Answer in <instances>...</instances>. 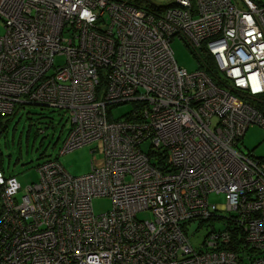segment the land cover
<instances>
[{
  "label": "built area",
  "instance_id": "built-area-1",
  "mask_svg": "<svg viewBox=\"0 0 264 264\" xmlns=\"http://www.w3.org/2000/svg\"><path fill=\"white\" fill-rule=\"evenodd\" d=\"M176 36L193 71L175 62ZM262 93V0H175L164 11L0 0V116L21 104L62 110L59 152L101 141L104 162L71 175L52 158L26 185L0 169V264H264V161L236 148L250 126L264 129L245 100ZM97 197L110 200L104 213ZM211 219L194 249L189 227Z\"/></svg>",
  "mask_w": 264,
  "mask_h": 264
},
{
  "label": "rangeland",
  "instance_id": "rangeland-1",
  "mask_svg": "<svg viewBox=\"0 0 264 264\" xmlns=\"http://www.w3.org/2000/svg\"><path fill=\"white\" fill-rule=\"evenodd\" d=\"M264 2V0H262ZM175 0H147L149 8L166 6ZM155 6V7H154ZM171 7V5L161 9ZM171 47L176 64L188 71L198 67L192 50L177 36L171 40ZM129 104L112 108L114 117H120L130 110ZM14 114L9 118L7 128L0 134V154L5 174L16 175L22 185L38 179L36 167L43 161L56 158L64 169L71 175L87 173L91 168L103 166V144L96 141L80 146L72 151L61 154L59 148L69 128L68 114L62 110L35 104L16 105ZM144 149L147 144L142 146ZM236 148L242 153L251 154L264 160V129L258 125L250 126ZM209 202L223 205L222 193H210ZM96 213H104L110 208V200L97 197L93 200ZM146 217V215H143ZM216 230L222 229L221 222H215ZM211 230V226L198 225L194 222L188 229L189 242L194 249L201 248V244Z\"/></svg>",
  "mask_w": 264,
  "mask_h": 264
},
{
  "label": "trees",
  "instance_id": "trees-1",
  "mask_svg": "<svg viewBox=\"0 0 264 264\" xmlns=\"http://www.w3.org/2000/svg\"><path fill=\"white\" fill-rule=\"evenodd\" d=\"M121 1L126 2V3H128L130 5L137 6V7H142V8H147L149 10H157V11H161V9H164L165 7H167L169 5H173V3L171 2V3L167 4L166 6H156V7L154 6L155 8H149V6L146 5L147 0H121ZM204 54L205 55L202 54V60H204L205 63H207L209 65L210 71L209 70L208 71L210 72V74H211V76H212V78L214 80V74H213L214 73L213 72L214 66L212 64L213 62H212V60H211V58H210V56L208 54H206V53H204ZM200 67H204L205 68V67H207V65L206 64H204V65L202 64V65H200ZM245 100L254 109H256L258 112H260L264 116V93L258 94L255 97H251V98L247 96V97H245ZM44 107H47V106H44ZM13 112L10 113V114H8V115H1L0 116V134L2 132H4V130L7 128L8 123H9V118L8 117L12 116L14 114ZM128 112H125V113H128ZM112 118L113 119H116L117 117L116 118L112 117ZM260 160L264 161L262 158H260ZM0 169L3 170V164H2L1 154H0ZM220 218H222V216L216 214L215 216L213 215V218L212 219L219 220ZM212 219H211V221H209V223L207 222L208 224L207 223H201V225H205L206 227L211 226V230H212V228H213V224H212L213 221H212ZM231 220L232 219L229 218L228 219L229 222H227V223H230ZM225 223H226V220H225ZM222 225H223V223H222Z\"/></svg>",
  "mask_w": 264,
  "mask_h": 264
},
{
  "label": "flooded vegetation",
  "instance_id": "flooded-vegetation-1",
  "mask_svg": "<svg viewBox=\"0 0 264 264\" xmlns=\"http://www.w3.org/2000/svg\"><path fill=\"white\" fill-rule=\"evenodd\" d=\"M245 132H246V131H245ZM245 132H244V133H243V135L241 136V140H242V138H243V136H244Z\"/></svg>",
  "mask_w": 264,
  "mask_h": 264
}]
</instances>
